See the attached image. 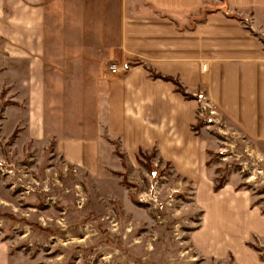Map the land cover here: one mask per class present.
<instances>
[{
    "label": "crops",
    "instance_id": "1",
    "mask_svg": "<svg viewBox=\"0 0 264 264\" xmlns=\"http://www.w3.org/2000/svg\"><path fill=\"white\" fill-rule=\"evenodd\" d=\"M223 1L227 13L193 22L221 0H0V59L23 78L12 84L25 86L37 134L47 120L49 62H64V79L55 83L64 94L60 123L67 124L70 108L83 118L74 127L89 125L87 132L84 127L54 133L57 152L92 172L98 162L114 163L115 143L127 157L156 149L195 186L211 221L195 243L210 257L229 254L212 246L231 229L237 232L240 218H246L250 234L264 235V215L252 206L249 192L233 183L213 191L210 148L193 130L207 96L247 138L264 143V0ZM113 65L119 67L116 74ZM148 68L179 80L194 99L173 82L152 78ZM85 104L91 110L87 121L80 113ZM231 253L237 264H264L244 244ZM10 260L9 246L0 243V264Z\"/></svg>",
    "mask_w": 264,
    "mask_h": 264
},
{
    "label": "rangeland",
    "instance_id": "2",
    "mask_svg": "<svg viewBox=\"0 0 264 264\" xmlns=\"http://www.w3.org/2000/svg\"><path fill=\"white\" fill-rule=\"evenodd\" d=\"M214 7L192 21L227 13L223 0ZM49 63L47 120L37 134L25 86L12 84L23 78L11 74L8 67L15 65L0 59V243L10 248V264H237L231 252L238 244L264 263V235L250 234L246 218L239 219L237 232L231 229L212 246L229 254L201 252L195 241L203 239L199 235L211 221L196 200L195 186L152 151L127 157L115 143L113 164L98 162L90 172L67 163L56 150L54 133L84 127L87 132L89 124L74 127L83 118L68 108L67 124L61 125L64 94L55 83L64 79V62ZM206 104L198 133L210 148L211 173L249 192L252 206L264 215V143L247 138L207 96ZM85 105L79 111L87 121L91 110Z\"/></svg>",
    "mask_w": 264,
    "mask_h": 264
},
{
    "label": "trees",
    "instance_id": "3",
    "mask_svg": "<svg viewBox=\"0 0 264 264\" xmlns=\"http://www.w3.org/2000/svg\"><path fill=\"white\" fill-rule=\"evenodd\" d=\"M229 17H232V18H236L235 16H232V15H228ZM148 72L150 73L151 77L154 78V79H161V80H165V81H170V82H173L176 87H177V91L179 93H181L183 96H185V98L187 99H194V96L188 94L186 92V89L184 88V86L179 82V80L175 79V78H172V77H168V76H163L162 74H159L157 72H155L153 69L151 68H148L147 69ZM202 124L203 122H199L197 123L196 126L193 127V130H195L196 132H199V130L201 129L202 127ZM152 152L154 154H157V150L156 149H153ZM144 152L140 151L139 154H142ZM208 154L210 155L211 152L208 151ZM150 158V157H149ZM210 160L208 161L207 165L210 166ZM167 165L171 166L169 163H167ZM226 183H227V179L225 177H221V178H216L215 179V187H214V191L215 192H219L223 187L226 186ZM247 246H250L252 248H254L249 242L247 243Z\"/></svg>",
    "mask_w": 264,
    "mask_h": 264
},
{
    "label": "built area",
    "instance_id": "4",
    "mask_svg": "<svg viewBox=\"0 0 264 264\" xmlns=\"http://www.w3.org/2000/svg\"><path fill=\"white\" fill-rule=\"evenodd\" d=\"M110 70H111L112 73L116 74L119 71V67L117 65H113V66H111ZM205 70H206V66H203V71H205ZM200 101L202 102V100H200ZM204 105H205L204 103H201L199 105L198 118H203L204 117ZM205 106L208 107L207 104ZM212 113L214 114L215 110H213Z\"/></svg>",
    "mask_w": 264,
    "mask_h": 264
},
{
    "label": "bare ground",
    "instance_id": "5",
    "mask_svg": "<svg viewBox=\"0 0 264 264\" xmlns=\"http://www.w3.org/2000/svg\"><path fill=\"white\" fill-rule=\"evenodd\" d=\"M111 71V70H110Z\"/></svg>",
    "mask_w": 264,
    "mask_h": 264
}]
</instances>
